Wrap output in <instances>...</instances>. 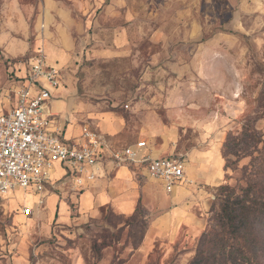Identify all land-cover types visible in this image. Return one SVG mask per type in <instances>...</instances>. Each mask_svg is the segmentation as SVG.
I'll return each mask as SVG.
<instances>
[{"label": "rangeland", "instance_id": "rangeland-1", "mask_svg": "<svg viewBox=\"0 0 264 264\" xmlns=\"http://www.w3.org/2000/svg\"><path fill=\"white\" fill-rule=\"evenodd\" d=\"M125 4L144 8L139 15L147 35L130 47L140 51L134 57H108ZM236 12L239 30L232 32L227 25ZM186 21L194 29L203 24L206 36L226 25L236 37L231 52L240 55L222 54L220 64L202 67L199 57H187L194 46L179 40L175 29ZM72 41L70 57L53 61L44 53L43 47ZM42 54L61 71L60 85L50 88L45 104L56 111L54 123L64 136L87 124L108 135L115 148L145 140L144 152L153 157L162 152L182 158L184 166L207 164L214 174L217 154L211 149L194 147L186 157L184 152L204 145L196 139L203 121L219 128L221 145L255 105L256 64L264 61V0H0L1 109L15 106L30 61ZM257 126L264 129V120ZM249 160L242 158L239 166ZM239 170L230 172L229 183ZM219 180L208 193L201 185L167 194L139 166L106 162L91 185L56 182L44 191L42 205L34 202L36 195L27 196L28 216L20 211L21 190H12L0 197V264H188L211 208L217 209L225 176Z\"/></svg>", "mask_w": 264, "mask_h": 264}, {"label": "built area", "instance_id": "built-area-1", "mask_svg": "<svg viewBox=\"0 0 264 264\" xmlns=\"http://www.w3.org/2000/svg\"><path fill=\"white\" fill-rule=\"evenodd\" d=\"M27 76L25 87L16 91L15 106L0 108V197L20 189L22 215L31 213L27 196L36 195L34 202L42 205L44 191L56 182L73 188L91 185L106 162L143 165L146 176L167 194L185 181L183 159L153 157L144 152L145 140L115 148L104 133L87 124L78 134L64 136L54 123L57 113L45 104L50 88L60 85V68L42 54L30 61Z\"/></svg>", "mask_w": 264, "mask_h": 264}, {"label": "trees", "instance_id": "trees-1", "mask_svg": "<svg viewBox=\"0 0 264 264\" xmlns=\"http://www.w3.org/2000/svg\"><path fill=\"white\" fill-rule=\"evenodd\" d=\"M256 65L260 89L255 105L242 114L240 130L229 132L221 144L225 181L188 264H264V129L257 126L264 120V61ZM244 157L250 158L248 164L239 166ZM237 169L231 184L230 172Z\"/></svg>", "mask_w": 264, "mask_h": 264}, {"label": "crops", "instance_id": "crops-1", "mask_svg": "<svg viewBox=\"0 0 264 264\" xmlns=\"http://www.w3.org/2000/svg\"><path fill=\"white\" fill-rule=\"evenodd\" d=\"M123 12H124V23L122 24V26H117L113 28L114 36L112 39V42H113L112 50L110 48L107 50L108 57H112L114 55L115 56L116 55H121V56L133 55L134 57L136 55V52L139 53L140 51L136 49V52L134 53L133 49H131L130 47L132 45L136 46V44H139L141 40L144 39L147 35L146 26H144L145 23L140 21L142 16L139 15L142 13L145 14L144 8H141V7L131 8L130 5L125 4ZM238 18H239V14L236 12L234 14V19H233L234 21H232L230 24L227 25L230 28H232V32L239 30L237 27ZM62 20H64L68 24H72V18L70 17L65 16L64 19L62 18ZM180 23L181 24H177V26L175 27L176 31H178V34H179L178 35L179 40H185L186 42L185 45L187 46H191V45L194 46L192 51L187 52V57H199L197 61L198 63L202 65V67H206L207 69V65H209L210 63L219 62L220 64L221 57H218V56H221L222 54H226L229 57H235V56L240 55V53L231 52V49L235 48L234 46H236L233 43L234 38L236 37L234 34H232L230 30H225L227 28L226 25L224 26L225 28L224 30L218 29L213 34H208L206 36V30L203 24H199L198 28L194 29L192 21H186L184 22V24H182L183 22H180ZM160 29H162L161 26L157 28L156 31H155V27L153 28L154 33L151 34L152 38H154L159 33ZM188 42L192 44H188ZM73 43L74 42L72 41L68 43H61L59 46H52V47L47 46L48 50H46V48L43 47L44 53L46 54L47 57H50L51 60L53 61L56 60L53 57H60V58L70 57L69 49L73 46ZM174 56L179 58L180 56H182V53L176 52ZM179 62L180 61H177L176 63L178 64ZM212 68L216 69V66H213ZM217 68L221 71L220 65ZM222 72H223V75H225L224 69H222ZM53 112H56V111H53ZM212 125L213 123H211L210 120H206V122L203 121L200 124V126L203 127V129L199 131V136L196 137V139L199 144L201 140L204 141V145H195L191 148H188V150H185L184 153H185V157L186 155H190L189 150L193 149L194 147L198 151L211 149L212 154L213 153L217 154L215 173L210 174V173H213V171H211L210 168L207 167L208 166L207 164H204V165L199 164V166L197 167H192L191 165H189V163L186 162V165L184 166L185 181L177 185L171 193L176 192L177 190H180V189H181L180 192L183 193L184 191L186 192L189 189L191 190L193 186H201V185H206V190H207L208 187L219 184V182L221 181L219 180L220 177L221 179L223 178L224 160L220 152V147H221L220 142L223 138L221 136V131L219 130V128L216 127V125L215 126H212ZM106 136L110 140L109 136L108 135ZM205 142H206V145H205ZM148 153L151 156L153 154L152 151L151 152L149 151ZM162 154H163L162 152L157 153L158 156H162ZM215 176L218 178L216 179V182H212V179ZM207 193H208V190H207ZM171 214L173 213L171 212L170 215Z\"/></svg>", "mask_w": 264, "mask_h": 264}]
</instances>
